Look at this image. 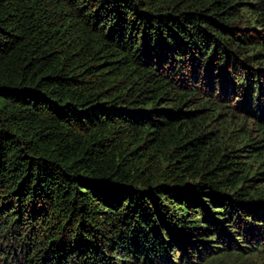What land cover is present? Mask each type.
Masks as SVG:
<instances>
[{"label":"trees","instance_id":"16d2710c","mask_svg":"<svg viewBox=\"0 0 264 264\" xmlns=\"http://www.w3.org/2000/svg\"><path fill=\"white\" fill-rule=\"evenodd\" d=\"M263 165L264 0H0V264H264Z\"/></svg>","mask_w":264,"mask_h":264},{"label":"rangeland","instance_id":"374dc122","mask_svg":"<svg viewBox=\"0 0 264 264\" xmlns=\"http://www.w3.org/2000/svg\"><path fill=\"white\" fill-rule=\"evenodd\" d=\"M231 123H229V120L225 119L224 117H218L214 120V123H212V126L218 130H223L224 128H226L228 125H230ZM232 126L234 127V129H237V120L234 119L232 122ZM236 135H240V133H234L232 136L233 138L236 137ZM257 164H253L252 168L255 169ZM260 171H264V165L261 167ZM257 179L259 180V184L258 185H262L264 184V175H260L257 176ZM264 259V256L261 257Z\"/></svg>","mask_w":264,"mask_h":264}]
</instances>
